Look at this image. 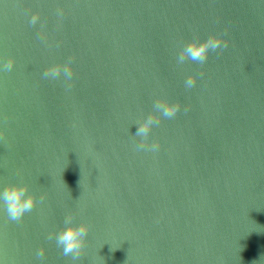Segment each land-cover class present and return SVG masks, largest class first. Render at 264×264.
<instances>
[{"label":"water","instance_id":"obj_1","mask_svg":"<svg viewBox=\"0 0 264 264\" xmlns=\"http://www.w3.org/2000/svg\"><path fill=\"white\" fill-rule=\"evenodd\" d=\"M212 34L223 51L177 63ZM157 98L181 108L138 149ZM0 131V192L37 198L21 220L0 200V264H264V0H0ZM69 212L76 260L48 238Z\"/></svg>","mask_w":264,"mask_h":264},{"label":"clouds","instance_id":"obj_2","mask_svg":"<svg viewBox=\"0 0 264 264\" xmlns=\"http://www.w3.org/2000/svg\"><path fill=\"white\" fill-rule=\"evenodd\" d=\"M62 14V10H58ZM40 17L39 12H35L31 16L30 23L35 25ZM41 37L46 38V33L40 32ZM228 41L223 36L212 34L204 40L194 38L181 48L177 63L183 64L186 60H191L199 64H204L209 56L210 51H216L226 48ZM15 64V58L10 57L3 64L4 71H10ZM74 68L72 66L71 58L63 64L57 63L50 65L44 71V76L53 80L58 79L61 74L66 80H71L74 75ZM197 76L195 74L189 75L185 80V87L192 88L196 84ZM154 111L147 115L142 121H137L138 130L135 133L140 137V143L137 145L138 149H147L151 151L158 150L159 141H152L149 143L148 137L152 128L161 122L162 118H173L176 116L181 108L180 101L170 102L165 98H157L154 102ZM187 110V109H185ZM159 113V114H157ZM3 131H0V137H3ZM47 193L40 196V200L45 199ZM0 200H3L8 216L11 220H21L26 212H30L37 204L35 193L29 192V186L26 183L8 184L0 192ZM74 221V214L69 212L64 220V227L58 233H50L48 238L52 239L55 235L58 247L62 248L63 255L71 256L73 260L79 258L85 251L86 237L90 231V224L81 222L76 224ZM45 249L41 247L37 252L38 257H43ZM252 264H256L255 261Z\"/></svg>","mask_w":264,"mask_h":264}]
</instances>
